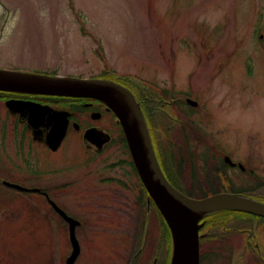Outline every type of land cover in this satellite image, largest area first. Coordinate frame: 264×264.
Here are the masks:
<instances>
[{"label":"rangeland","instance_id":"1","mask_svg":"<svg viewBox=\"0 0 264 264\" xmlns=\"http://www.w3.org/2000/svg\"><path fill=\"white\" fill-rule=\"evenodd\" d=\"M105 63L112 72L147 81L151 90L171 93L177 102L182 93L190 95L198 102L190 111L205 136L233 156L244 155L247 145H264V0H0V67L87 78L104 72ZM177 109L178 120H186ZM93 120L111 133L103 151L96 155L80 133H71L55 154L34 146L40 179H59L43 175L54 167L74 179L88 178L85 185L94 189L99 178L119 174L110 169L130 157L114 118ZM7 121L5 144L13 154L16 137ZM180 126L187 137H202L187 122ZM2 128L0 118V133ZM154 129L161 148L168 132L161 121ZM14 164L0 150V170ZM67 192L73 207L77 187ZM153 213L144 196V264H168L169 243ZM49 214L38 198L0 187V264H65L69 239L59 219L48 224ZM95 215L88 220L91 229L78 236L74 264H127L138 247L136 215L127 251L125 239L106 231L103 236Z\"/></svg>","mask_w":264,"mask_h":264},{"label":"flooded vegetation","instance_id":"2","mask_svg":"<svg viewBox=\"0 0 264 264\" xmlns=\"http://www.w3.org/2000/svg\"><path fill=\"white\" fill-rule=\"evenodd\" d=\"M0 69L46 73L42 70H18L3 67ZM49 74L55 75L56 73L49 72ZM133 91L135 92V90ZM141 93L144 94V92ZM11 101L17 102L11 106L12 108L8 106V102ZM140 103L144 109V100ZM0 106L3 108V113L0 115L3 125L2 133H0V150L2 154L8 152L9 157H12L15 163L11 169L4 166L7 170H0V187L18 193L24 198L36 197L41 200L50 212L48 224L59 219L63 225L64 235L68 239L70 224L54 206L78 222L74 230L77 241L82 232L91 229L88 226V220L92 219V213L95 212L99 218L96 215L93 216L95 219L98 218L94 224L102 226L103 236L106 231L115 240L125 239V251L129 249L127 239H132L131 220L135 214L138 223L136 230L138 247H135V253L131 255L127 264H144V235L147 234V232L144 234V196L147 207L149 202L144 194V186L137 171L131 166V158L130 161L125 160L110 169V171L118 169L117 176L99 178L98 184H95V188L91 189L93 186L85 185L88 178L81 179L80 176L79 179H74L71 176L63 175L61 170L57 171L54 167L47 166L43 175L50 177L57 175L59 179L53 181L40 179L42 177L39 172L40 168L31 155L34 146L42 147L50 154L57 153L71 133H80L84 143L88 144V148L94 147L95 154L99 155L103 151V147L111 141V133L104 127L93 125L91 123L92 116L98 115L99 117L93 121L101 120L104 116L110 120L113 117L116 130L123 135L114 114L98 100L1 91ZM181 108L178 106V112L186 118V120L180 119L181 124L187 122L189 127L198 126L199 122L194 112L189 111L190 115L184 114ZM45 114L48 115L47 120H45ZM35 115H40L41 118L34 120L33 116ZM8 119L12 124L11 132L16 137V146L12 144L11 147L13 154L5 144L4 129L8 130L5 126ZM64 120L67 123L65 136L60 145L53 150L47 145V136L54 130L52 128L54 125L61 128ZM18 127L20 130L17 133ZM179 127L180 124L177 123L174 129L173 153H165V151L159 153V162L168 176L169 166L166 163V157L173 156L174 166L179 175L174 178V182L180 189L186 192H209L211 193L209 195L220 191L238 193L264 204V145L262 143L245 146L242 152L244 155L241 154L242 156L238 158L224 151V148L212 144L207 136L202 135V137L196 138L190 134L187 137L185 128L179 129L178 134ZM88 130L92 131L93 139L97 144L104 141L106 135L109 136V142L98 149L96 145L90 144L83 138L84 133ZM165 147L166 144L163 148ZM6 149L8 151L5 152ZM60 181L62 184L58 186L56 182L60 183ZM44 183L45 186L42 185ZM75 187H77L79 197L75 199L76 205L73 207L76 209H73L67 191ZM94 191L97 194H94ZM192 197L204 198L197 197L195 194ZM88 206L91 208L86 209ZM154 216L156 215L154 214ZM198 225L199 264H264V217L228 211L210 215L200 220ZM78 244L80 253L79 241Z\"/></svg>","mask_w":264,"mask_h":264},{"label":"water","instance_id":"3","mask_svg":"<svg viewBox=\"0 0 264 264\" xmlns=\"http://www.w3.org/2000/svg\"><path fill=\"white\" fill-rule=\"evenodd\" d=\"M0 91L96 99L114 113L122 126L128 150L144 188L169 229L173 248L169 264H199L198 223L208 215L222 211H240L264 217V204L242 195L219 193L203 199H192L177 191L160 169L145 119L138 105L131 93L120 85L105 80L51 77L0 69ZM12 102H8V105L17 103ZM188 103L196 106V103L190 100ZM93 118L97 119L98 116L94 115ZM66 124L64 120L61 128L54 125V130L48 134L46 142L53 150L63 140ZM92 135V131L88 130L84 133V139L97 148H101L109 140L106 135L104 141L96 144ZM54 207L70 224L72 251L65 264H74L79 254L78 242L74 235L78 222Z\"/></svg>","mask_w":264,"mask_h":264},{"label":"trees","instance_id":"4","mask_svg":"<svg viewBox=\"0 0 264 264\" xmlns=\"http://www.w3.org/2000/svg\"><path fill=\"white\" fill-rule=\"evenodd\" d=\"M171 111H169V113H165L163 111L159 112V115L161 117V124H162V128L166 131V132H169V136L170 137H173V134H175V127H174V115L172 113H170ZM164 124V125H163ZM155 127V125H150V129H151V134L153 136V140L155 142V138H154V135L153 133L155 134L156 130L153 128ZM173 151V143L171 142L170 143V152ZM173 161L170 162V165H172ZM174 168V166H171V170H169L172 174V176H176L177 172L172 170ZM145 194V192H144ZM186 195L192 197L194 194L197 196V197H204L208 194H211L209 192H185ZM146 195V194H145ZM146 205H147V202H146ZM151 205L154 207L153 203H151ZM155 208V207H154ZM162 224H163V221H162Z\"/></svg>","mask_w":264,"mask_h":264},{"label":"bare ground","instance_id":"5","mask_svg":"<svg viewBox=\"0 0 264 264\" xmlns=\"http://www.w3.org/2000/svg\"><path fill=\"white\" fill-rule=\"evenodd\" d=\"M9 106V105H8ZM12 106V105H11ZM11 106H9L10 108H12ZM47 117H48V115L47 114H45V120H47ZM41 117H40V115H35V116H33V119L34 120H39ZM53 120H54V118H53ZM117 123L120 125V127H121V130H122V132H123V129H122V126H121V124H120V122H118L117 121ZM123 137H124V139H125V134L123 133ZM96 143V142H95ZM97 144V143H96ZM173 249V248H172Z\"/></svg>","mask_w":264,"mask_h":264}]
</instances>
